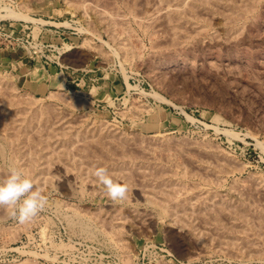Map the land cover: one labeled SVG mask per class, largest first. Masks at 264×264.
Wrapping results in <instances>:
<instances>
[{
    "label": "rangeland",
    "instance_id": "374dc122",
    "mask_svg": "<svg viewBox=\"0 0 264 264\" xmlns=\"http://www.w3.org/2000/svg\"><path fill=\"white\" fill-rule=\"evenodd\" d=\"M97 1L0 0L2 86L7 84L4 88L15 96L22 98L24 95L23 98L55 104L62 112L67 109L69 113L67 110L63 113L71 114L68 118L73 124L75 122L74 127L80 123L77 124L75 118L80 117L76 120L90 118V122L98 120L97 123L100 121L106 126L110 123L109 127L122 134L132 136L138 132L144 140L141 136L136 139L145 142L144 148L155 157L152 160L158 155L162 162L169 164L185 160V155L180 157L175 151H171L175 155H169L164 151L162 146L166 143L158 142L165 140V136L177 145L173 144L172 148L185 144L182 149L190 157L188 159L194 158L192 160L201 159L208 147H215L218 150L213 152L215 156L207 154L202 159L217 157L212 161L221 160L219 163L224 164L223 160H229V166L226 165L230 174H224L223 195L236 177L239 185L244 186L240 189L252 187L255 192L259 184L264 185V2L257 10V17L254 15V20L244 25L239 37L228 40L225 21L222 17H214L208 29L212 28L213 32H209L215 37H197L188 49L181 47L182 50L168 43L164 32L152 30L153 34H145L140 29L138 21L146 19L147 23L149 14L154 13L151 0H145V4L143 0H133L136 7L132 0ZM77 2L82 5L81 10L73 8ZM94 4L97 7L103 4L99 8L107 9L109 16L116 14L113 18L118 20V25L121 23V29L117 25L109 31L107 21L100 19L92 9ZM66 45L73 48L72 54H63ZM124 49H128L130 55L127 56ZM77 52H84L86 57L72 59ZM61 55L72 62H61ZM68 63L85 65V69L68 66ZM8 150L6 148V157L0 154L1 170L11 165L14 151ZM66 151L70 155L74 153L71 148ZM218 152L224 156L218 157ZM71 157L74 159V154ZM71 161L64 162L63 167V162L54 161L57 166L52 164V177L48 180L44 177L33 179L34 186L46 196L47 204L30 222L18 223L6 209L0 208V264H264L263 256L247 258L244 255L237 256L241 258L238 259L221 251L209 252L197 246L195 240L186 238L185 231L177 223L157 221L156 208L148 204L138 186L143 181L141 174L134 175L129 199L114 202L96 182L86 179L88 175L79 174L74 167L71 169ZM139 164L136 166H141ZM74 169L78 176L73 175ZM147 213L149 216L155 214L152 216L155 220ZM83 220L90 222L89 233L80 226ZM112 220L116 221L110 222ZM113 224L123 231L122 244L116 235H109Z\"/></svg>",
    "mask_w": 264,
    "mask_h": 264
},
{
    "label": "bare ground",
    "instance_id": "6f19581e",
    "mask_svg": "<svg viewBox=\"0 0 264 264\" xmlns=\"http://www.w3.org/2000/svg\"><path fill=\"white\" fill-rule=\"evenodd\" d=\"M96 1L97 0H95V2ZM102 1H104V0H102ZM132 1H129V2H132ZM144 1L145 0H143V2ZM97 2H99V1H97ZM123 2L126 3L125 1H123ZM133 2H135L134 4L136 7V5H137L136 1H133ZM147 2L149 4V1H147ZM150 2L152 3V6L155 7V8H153L154 13H152L150 11L152 14L151 13L149 14L150 17H148L149 15L147 16L149 18V21H147V23L145 22L146 19L140 20V19L144 18L143 16H142V18L137 19V20H140V21H138L140 29H142L144 31V33L147 32L148 34L152 33V30L154 31V33H155V31H157V32L161 31L162 34H164V33L166 34V35H164L165 37L164 36L163 37L166 38V36H167L168 43L170 42V44L173 47H177V48L178 47H180V48L186 47L187 48L188 46L191 45L190 43L192 42V40L194 42V39L196 40L197 37L202 38V39L203 38H209V37L211 38L213 36L215 37L214 33L211 34L209 32L212 30V28L210 30L208 29L209 24H212L210 19L213 20L214 17H222L223 18L222 20L225 21L223 23L226 25V27L225 26L224 27L226 30L225 34H226V37H228V40L229 39L232 40L236 37H239L240 33L242 31H244V25L253 17H255V16L257 17V15H256L257 10L261 6V4L264 2V0H151ZM109 3L111 4V2H109ZM114 3H116V2H114ZM83 4H84V2H83ZM85 4H86L85 6L88 7L87 3H85ZM89 4H90V2H89ZM96 4H98V3H96ZM126 4H129V3H126ZM142 4H145V2ZM101 5H103V4H100L98 6L100 7ZM81 6L82 5L77 2V3H74L73 8L76 10H79V9L81 10ZM94 6H95V4H94ZM99 7L95 6L92 9L96 12V15L100 19H102V20L104 19L107 21L108 25H106V28H108V26H109V28H108L109 31H110V28H115V27L117 28L118 20L116 21V19L113 18L116 14L113 16L110 13V16H109L108 13L106 12L107 9L105 10L103 8L104 9L103 10V9H100ZM131 8H129V10ZM125 9H127V8H125ZM136 10H138V9L136 8ZM12 11L13 10H11V12ZM131 13H129V14H131ZM135 13H136V11H135ZM9 14H10V12H9ZM12 14H13V12H12ZM18 14H16V15H18ZM112 14H113V12H112ZM13 15H12V17H13ZM118 16H120V14ZM137 16L139 17V15H137ZM137 16H135V17H137ZM17 17L19 18V16H17ZM20 17L22 18V16H20ZM27 18H28V16H27ZM135 20H136V18H135ZM209 20L211 23L209 22ZM253 20H254V18H253ZM119 22H121V21L119 20ZM124 23H126V22H124ZM120 24L118 25L119 28H120ZM121 26H123V25H121ZM221 27H222V25H221ZM114 31H115V29H114ZM211 32H213V31H211ZM147 33H145V34H147ZM112 35H114V34H112ZM151 35H150V37L153 36V35L152 36ZM202 42H203V40H202ZM72 50H73V48H71V46H67L65 48V52L63 54L65 55L67 52L70 53ZM124 50L126 53L129 52V51H127L128 49H124ZM124 53H123V56L126 55ZM71 54H72V52H71ZM71 54H70V57H71ZM128 55H130V53L129 54L127 53V56ZM62 56L63 55H61V57H60L61 62H67V61L72 62V60H69L67 58H63ZM68 57H69V55H68ZM78 57L84 58L86 56H85L84 52H77V54H74V56H72L71 58L72 59H76V58L78 59ZM124 57L126 58V56H124ZM125 61H126V59H125ZM67 65L72 66V67H76L79 69H83V70L85 69L84 68L85 65H82V64L78 65L75 63H68ZM2 83L3 82H1V80H0V154L3 155V158H4L5 154H7L6 148L9 150L12 149L14 151V154H12L13 156L11 155V157H12L11 162H10L11 165H16V166L21 167L20 166L22 164L21 162H23L22 168H24L26 170V172L29 175H31L32 179L38 180V178L40 179V178L44 177L45 180H48L50 178L49 176L52 175V174H50L51 166L54 167V165L56 164V163L54 164V161H60L59 162L60 164L63 162V164L61 166V167H63L64 162H66V161L70 162L71 161V158H72L71 156L73 154H74V159L72 158V161L70 164V166H72L71 169H73V167H74L79 171V174L81 173L82 175H84V173H85V175H88V176H86L87 177L86 179L90 180L91 183L95 182V179L92 176V169L95 167H99V166H104V167L108 168L110 173L113 175L114 179H116L117 181L126 182L129 186L134 182L133 181L134 175L135 174L137 175V173H138V175L141 174V178L143 179V181H141V184L138 186H139V188H141L140 189L141 194L143 195V197L146 198V201L148 202V204H150L151 206L153 205L152 208L153 207L156 208L157 217H158L157 221L170 220L171 222L177 223L178 226L182 228V231H185L184 234H185L186 238L189 237V239L195 240V242H197L196 243L197 246L199 245L200 248L204 247L205 249H208L209 252L211 250L212 251H214V250L221 251V252L227 254L228 256L229 255L233 256V258H234V256L240 257V256H244V255H247V256H245L247 258L249 256L260 257V258L262 256L264 257V207L262 206L264 203V200H263V198H264V185H261V184L258 185V183H257L259 188H256L255 192H257L258 194H255V192H252V190H251L252 187L249 188L250 190H247L245 188L240 189V187L243 185L242 184L239 185L240 182L236 181V179H237V177H236L235 181L233 180V183L230 185V187L227 186V188L229 187L227 193L223 195L221 193L222 187L224 188L223 177H224V174L229 173L228 167H227V165L229 164L228 163L229 160L228 161L223 160L225 162V164H224V163H219L221 160L220 161L216 160V162L212 161L217 157H215V158L213 157L214 159H211V160H209L210 158L208 159V157H206L205 160L202 159L203 155H204V157L207 154L213 155V152L215 150H217L215 147H214L215 149L212 146L211 147L213 149L211 147H208V150H207V148H205L209 153L207 152L206 155L204 154V152H206V151H204L202 153L203 155L199 153L200 155H202L201 156L202 158L192 160L194 158L191 157L192 159H188V157H189L188 154L186 156V154L184 153L185 149H182V147L185 144L182 145L181 148H179V146H178V148H175V147H177V145L174 143H170V138L166 139L167 136H165L166 137L165 140L164 139L162 140V138H163L162 137L161 138L162 141L159 140L160 142H158L159 144L162 142L166 143L164 146H162V148L165 147L164 148L165 150L164 149L163 150L166 153H169V155H170V153H172L171 151H175L174 153L176 155L180 154V157L185 155L183 159L188 160V161L185 164H183L185 160L184 161L182 160L183 161L182 163H178V161H176L177 163L176 162L173 163V162H170L171 159L173 160V158H171V156H169L171 158L169 161L170 162V164H169V163H165V161L162 162L160 160V158H158L159 155L157 156L155 154L154 155L157 156V159L152 160L151 158L154 156H152L148 153V151L150 152V150L147 151L144 148L143 145H146V144L143 141L144 139L142 138V135H139V136H141V138L143 140H141V138H140L141 141L139 139L138 140L136 139L138 136V134H137L138 132H135L136 133L135 134V133H132L133 132L132 131L131 132L133 134L132 136L128 135L127 132H126L127 133V135H126L125 133L122 134L119 131L121 133L120 134L112 126H111L112 128L109 127L110 123L107 126L104 124L101 125L100 121H99L100 123L96 122L98 120H96L95 122H90L92 120V119L89 120L90 118L89 119L86 118L89 121L86 120L85 118H84L85 119L84 121H80V120L77 121L76 119H79L80 117L75 118V121L77 122V124H78V122H80V123H79V125L76 124L77 127L76 126L74 127L73 125H75V122L73 124L72 119L68 118L71 116V114L70 115L68 114L69 111L67 109L66 110L68 111V113H67L68 115H64V113H65L64 111H66V110L62 108L63 112H64L63 113L62 110L60 111L59 109L56 108L57 105L55 107L54 103H53L54 105H52V103L45 104L40 99L38 101L32 100V99L28 98L27 96H26L27 98L26 97L23 98L24 95H22L23 96L22 98L19 96H15L13 94H10L11 92L9 90H7L6 88H4L7 84L4 85V87H3ZM13 92H14V90H13ZM53 97H54V95H53ZM55 98H56V95H55ZM63 99H64V103H65L66 98H63ZM53 101H55V100H53ZM73 101H74V99H73ZM76 102H77V100H76ZM67 103L68 102H66L65 104H67ZM71 103H73V102H71ZM80 104H81V102H80ZM70 107H72V106H70ZM72 108H74V110H75V107H72ZM70 111H72V110H70ZM79 116H81V115H79ZM83 116H85V114ZM102 123H103V121H102ZM105 124H106V122H105ZM131 133H129V134H131ZM154 137L156 138V135ZM173 137L174 136H172V140H173ZM147 139H149V138H147ZM148 142L149 141H147V143ZM184 142H182V143H184ZM78 143L80 144V146L78 145ZM81 143H83V144H81ZM150 143H152V142L150 141ZM185 143H187V142H185ZM149 144L147 146L152 145V144H150V145ZM153 144H155V143H153ZM173 144L175 145V147H174L175 149L172 148ZM208 146H210V144ZM70 148L73 149V151H74V153L72 155H70L71 153L68 154V152L66 151V150H69ZM186 149H188V147ZM190 149H192V148H190ZM65 151H66V154H65ZM187 152H189V151L187 150ZM8 154H10V153H8ZM175 154H173V155H175ZM193 155L194 154H192V156ZM200 155H198V156H200ZM216 155H218V157L224 156V155H220V152L216 153ZM213 156H215V155H213ZM169 157H168V159H169ZM197 158H199V157H197ZM174 159H176V158H174ZM7 160H10V159H7ZM4 161L5 160H3L2 162H4ZM233 161H234V159H233ZM179 162H181V161L179 160ZM236 162H237V160H236ZM139 163H141V166L137 167L136 165ZM226 163H227V165H226ZM52 164H54V165H52ZM56 166L57 165H55V167ZM7 167H9V166H7ZM230 167H231V165H230ZM229 170H230V168H229ZM231 170H232V168H231ZM0 171L6 172L7 170H1L0 169ZM75 171L76 170L74 169V172ZM77 173L78 172H75L73 174V172H72L73 175H77ZM82 175H80V176H82ZM0 176H2V174ZM252 179H254V178H252ZM77 180H79V178ZM77 180L75 178V181H77ZM80 180H81V177H80ZM262 180H264V179H262ZM254 181H255V179H254ZM78 183H80V181ZM81 183H82V181H81ZM135 183L137 185V182H135ZM262 183H264V182H262ZM70 184H71V182H70ZM250 184H251V182H250ZM235 185H237V187ZM70 187H73V186L70 185ZM78 188H80V187H78ZM82 191H83V188H82ZM225 192L226 191H224L223 193H225ZM260 193L263 195H261ZM91 194H94V193H91ZM261 196H263V197H261ZM124 202H126V201H124ZM1 211L4 212L3 210H1ZM129 211H131V210H129ZM153 211H155V210H153ZM132 212L133 211H131V213ZM151 212L152 211H150V213ZM75 214H74V216H75ZM119 214H120V212H119ZM77 215L79 216V213ZM92 215H94V214H92ZM136 215H137V213H136ZM147 215L149 216L150 214L147 213ZM147 215L144 216V218H146ZM153 215H155V214H153ZM153 215H151L149 217L153 218L152 217ZM105 216L106 215H104V217ZM73 217L71 216V218H73ZM138 217H140V215H138ZM121 219H122V217H121ZM134 219H135V217H134ZM138 219H136V220H138ZM150 219L148 218L147 220H150ZM98 220H99V218H98ZM125 220H126V218H125ZM76 221H78V220H76ZM105 221H103V222H105ZM113 221H116V220H112L110 222H113ZM72 222L73 221H71L70 223H72ZM91 222H92V220H91ZM88 223H90V222H85V220H83L82 224L81 225L79 224V225L82 227L83 230L88 232L90 229V225ZM154 223H156V222H154ZM110 224H112V223H110ZM116 224L118 225V223H116ZM74 225H75V222H74ZM91 225H92V223H91ZM102 225H103V223H102ZM117 225H115V226H117ZM152 225H154V224L152 223ZM77 226H78V222H77ZM113 226H114V224H113ZM115 226H114V228L109 230L110 231L109 235H111V236L116 235V239L118 240L119 243L122 244V237L121 236H122L123 231L121 228H118V227L116 228ZM147 226H148V224H147ZM85 231H84V233H85ZM94 231H96V230H94ZM181 233H183V232H181ZM90 234H91V232H90ZM91 235H93V234H91ZM183 238L185 239V237H183ZM123 241H124V239H123ZM193 242L194 241H192V243ZM208 250H207V252H208ZM196 252H197V250H196ZM204 252H201V253H204ZM238 259H241V258H238ZM227 261H229V260H227Z\"/></svg>",
    "mask_w": 264,
    "mask_h": 264
},
{
    "label": "clouds",
    "instance_id": "9594fccd",
    "mask_svg": "<svg viewBox=\"0 0 264 264\" xmlns=\"http://www.w3.org/2000/svg\"><path fill=\"white\" fill-rule=\"evenodd\" d=\"M92 176L112 201L129 198V185L114 179L108 168L95 167ZM46 204V196L34 186L33 179L24 168L10 165L6 173L0 176V208L6 209L8 215L18 223L30 222Z\"/></svg>",
    "mask_w": 264,
    "mask_h": 264
}]
</instances>
